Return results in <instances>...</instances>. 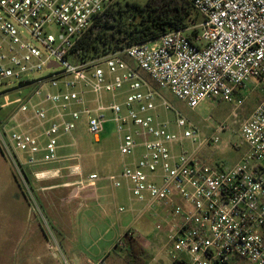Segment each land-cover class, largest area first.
<instances>
[{
	"label": "built area",
	"instance_id": "built-area-1",
	"mask_svg": "<svg viewBox=\"0 0 264 264\" xmlns=\"http://www.w3.org/2000/svg\"><path fill=\"white\" fill-rule=\"evenodd\" d=\"M116 1L0 0V86L19 81L0 97L34 88L32 96L16 101L20 105L13 118L30 111L39 123L40 136L47 140L45 163L59 161V136L71 134L82 114L99 142L107 122L103 112L111 111L122 155L131 156L139 147L143 152L109 179L115 188L126 183L146 212L164 218L168 240L181 255L175 263L264 264V98L240 127L248 154L223 169L185 152L183 142L195 143L196 132L179 113L180 134L169 121H160L158 92L142 75L192 109L206 100L242 105L248 82L257 81L264 89V0H189L203 17L195 26L201 28L196 43L187 35L191 27L73 64L69 53L78 39ZM45 70L48 74H41ZM45 86L55 92L32 102ZM125 87L130 94L123 104L103 103L104 93L114 96ZM160 106L173 109L165 100ZM221 131L224 126L216 130ZM4 134L6 148L24 152L29 165L37 162L40 136L23 128L11 132L7 142ZM220 141L216 136L209 144ZM13 159L22 168L16 155ZM97 180L98 174H91L81 184L94 190ZM157 229L164 228L159 224ZM127 232L138 239L131 229Z\"/></svg>",
	"mask_w": 264,
	"mask_h": 264
},
{
	"label": "rangeland",
	"instance_id": "rangeland-1",
	"mask_svg": "<svg viewBox=\"0 0 264 264\" xmlns=\"http://www.w3.org/2000/svg\"><path fill=\"white\" fill-rule=\"evenodd\" d=\"M198 23L202 24L201 18ZM41 74L47 75L48 71L45 70ZM142 75L158 92L156 103L159 105L160 121H169L170 129L180 134L184 130L179 129L175 123L179 113L196 132L195 143L191 139L183 142L185 152L197 154L209 165L223 169L235 166L248 154L249 146L241 137L240 127L264 98V89L257 81L247 83L243 91L245 100L242 105H238L237 100L232 103L206 100L192 109L169 90L158 88L146 74ZM18 84L19 81H10L7 85L0 86V93L10 91ZM46 91L55 92L45 86L42 95L34 96L32 102L41 100ZM33 93V87H26L11 91L7 97H0V143L3 131L8 137L11 132L23 128L37 136L41 135L39 123L30 116V111L19 112L13 118L20 105L16 101H24ZM129 94L128 88L125 87L114 96L104 93L102 101L106 106L113 102L123 104ZM87 97L94 98L92 94ZM164 100L171 105L172 110L166 111L160 106ZM3 104H6L5 107H2ZM74 109L82 108L76 106ZM103 115L107 122L99 142H96L88 131L86 114H82L75 122L76 128L71 134L60 135L58 140V155L68 158V163H81L85 168V179L92 172L102 178L98 184L102 189L99 193L104 198L99 201L96 198H88L94 191L87 186H62L75 176L65 175L78 173V168L71 167L72 171L61 170L59 175L52 173L54 177H61L58 180L49 179L53 176L37 180L29 168H21L14 163L13 155L21 159V162L25 161L24 152H11L2 143L10 163L6 164L0 155V264H88L87 260H99L98 254L106 255L110 250L111 241L118 239V233L121 235L127 229L134 231L146 247L149 257L144 261L147 264H175L174 258L181 257L168 240L164 218L155 217L150 211L146 212L145 205L133 197L125 183L118 189L107 179L112 174L120 175L124 165L139 158L143 149L137 148L131 156L122 155L114 115L111 111H105ZM220 126H224L225 131L216 132ZM216 136L221 140L218 146L209 144ZM46 141L45 137H39L41 146L46 145ZM175 149L180 152L178 146H175ZM41 155L43 152L40 157ZM56 185L60 186V190L56 187L48 188ZM78 186L82 189L77 197L68 198L72 193H78ZM40 187L47 189L43 190L44 192L37 191ZM120 207L124 208L123 212L119 211ZM159 224L163 226V230L157 229ZM235 264L249 263L238 260Z\"/></svg>",
	"mask_w": 264,
	"mask_h": 264
},
{
	"label": "trees",
	"instance_id": "trees-1",
	"mask_svg": "<svg viewBox=\"0 0 264 264\" xmlns=\"http://www.w3.org/2000/svg\"><path fill=\"white\" fill-rule=\"evenodd\" d=\"M200 18L203 22V17L189 0H146L144 3L118 0L97 16L78 39L69 53V60L75 65L85 64L169 32L198 26ZM200 32L195 27L187 35L196 43ZM123 243L129 264H147L144 259L149 256L142 243L130 237L128 232L123 236Z\"/></svg>",
	"mask_w": 264,
	"mask_h": 264
},
{
	"label": "crops",
	"instance_id": "crops-1",
	"mask_svg": "<svg viewBox=\"0 0 264 264\" xmlns=\"http://www.w3.org/2000/svg\"><path fill=\"white\" fill-rule=\"evenodd\" d=\"M4 132L5 131H3V133ZM4 135H5V137H4L5 141H9V137H8L6 132H5ZM3 148L4 147H3L2 143H0V155H1L2 159H3V161L6 164L9 165V163H10V161L8 160L9 158L7 157V155H6V153H5ZM40 148H41V151L39 153H37V156H36L37 162L35 164L29 165V164L26 163V159H25L24 162H21V159H19L20 163L22 165V168H29L31 170V172H32V175L35 177V179L40 180V179H45L46 177L49 178L50 176H53L54 173L58 174L59 172H61V170H63V171L66 170V169L71 170L72 169L71 167H73V168L75 167L76 169L78 168L79 172L75 173V174L72 173V174H69V175H65V176H70V175L71 176L75 175V176H74V179L71 180V181L69 180V182L64 180V181H66V183L64 185H62V186H67V185L71 186L73 184H80L82 186L81 182H82V180H85V177L83 176L85 174L84 173L85 168H84V166L81 163H68L67 162L68 158L61 157L60 155H59V161L54 162V163H45V162L42 161V156L44 155V151L42 150L43 146L40 145ZM42 152H43V155H41V157H40V153H42ZM91 174H97V173L92 172L89 175H91ZM58 175H57V177L53 176L52 178L50 177L49 179L58 180V179L61 178ZM113 175L114 174H112L111 176H113ZM109 178H110V176L107 178L110 181ZM100 181H102V178L99 176V180H97L96 186H95V188L93 190L94 193L91 196H89L88 198H90V199L91 198H96L98 201L102 200L104 198V196L100 195V193H99L102 190L100 185L98 184ZM111 184H112V182H111ZM125 185H126V183H125ZM123 186H124V183H123ZM51 187H53V188L56 187V188H58L60 190V188H59L60 186L59 185L58 186L57 185L56 186H50L48 188H51ZM83 187H85V185ZM56 188H54V189H56ZM45 189H47V188L46 187L45 188L40 187V189H36V190L37 191L40 190L41 192H44L43 190H45ZM80 189H82V188L80 186H78L76 188L78 193L75 194V195H74V193H72L70 195L71 197L70 196L69 197L67 196V197L71 198V199H75L77 197V195L81 192ZM118 189H120V188H118ZM120 208H123V207H120ZM104 212L107 213L106 211H104ZM128 230H130V229H127L121 235H119V233H118V239H114V241H111L110 250L106 253V255H102V253L98 254L97 256L99 257V260H87L88 264H129L127 262V260H126L127 248H126V245L123 243V236ZM136 240H138L140 242L139 238L136 239ZM142 245H144V244H142ZM121 252L124 253V254L122 255ZM102 258H103V260H102Z\"/></svg>",
	"mask_w": 264,
	"mask_h": 264
}]
</instances>
